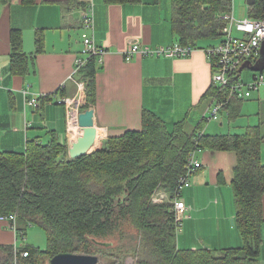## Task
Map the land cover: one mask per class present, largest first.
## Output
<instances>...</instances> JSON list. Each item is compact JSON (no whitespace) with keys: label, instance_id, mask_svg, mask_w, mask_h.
Returning a JSON list of instances; mask_svg holds the SVG:
<instances>
[{"label":"crops","instance_id":"crops-1","mask_svg":"<svg viewBox=\"0 0 264 264\" xmlns=\"http://www.w3.org/2000/svg\"><path fill=\"white\" fill-rule=\"evenodd\" d=\"M88 4L94 10L93 29L84 27L82 22ZM246 5L238 15L233 7L231 11L237 18L247 17L248 0ZM14 29L21 32L22 51L27 57L25 75L12 70ZM38 34L40 51L36 44ZM86 37H93L98 45L108 49L103 61L95 59L87 70L96 82V101L90 106L95 109L98 132L95 149L105 147L109 139L129 130H141L146 110L164 120L169 130L184 121L188 134L197 128L208 135L243 134L251 126H260L264 136V89L250 98L231 102L220 120L204 122L211 102V96L206 95L212 86L213 68L203 48L212 42L195 44L196 49L187 57L136 55L130 61L125 59L124 52L135 40L151 46L179 41L172 27L171 0L124 4L105 0H77V4L71 0H11L0 14V152H26L32 141H57L67 146L70 157L72 143L66 132V109L47 96L55 92L73 96L78 91L79 81L85 79L83 73L74 71ZM245 69V81L257 72L264 74V70L247 66ZM33 97H40L39 106L28 104ZM198 158L202 166L181 194L189 216L177 233L178 248L219 253L225 248L243 246L233 189L237 154L205 149L198 151ZM261 158L264 163V142ZM33 226L18 220V228L26 232V238ZM262 228L258 264H264V224ZM21 243L11 223L0 220V245H11L16 251Z\"/></svg>","mask_w":264,"mask_h":264},{"label":"trees","instance_id":"trees-1","mask_svg":"<svg viewBox=\"0 0 264 264\" xmlns=\"http://www.w3.org/2000/svg\"><path fill=\"white\" fill-rule=\"evenodd\" d=\"M105 1L124 4L141 0ZM10 2L0 0V14ZM71 3L77 4V0ZM171 6L178 42L215 44L226 23L221 15L231 11L233 0H171ZM249 7L250 17L264 18V0H255ZM40 43L38 34L37 51ZM12 44V70L25 75L27 57L19 30L12 31ZM94 61L79 71L86 80L83 108L87 109L96 101L94 75L87 71ZM215 90L212 84L206 96ZM184 123L169 130L164 120L146 110L141 130L113 137L105 147L75 159L68 157L67 146L57 141H32L26 152H0V215L17 213L20 222L42 227L48 240L46 250L26 244L23 249L29 251L27 257L16 254L11 245H0V264H41L45 256L51 259L65 252L97 255L113 245L107 240L112 232L120 229L118 237L122 238L128 228L133 231L132 241L115 248L133 255L136 264H258L264 224V136L260 126H251L243 134L199 136L201 128L188 134ZM196 147L237 154L233 189L243 246L219 253L179 249L173 203L152 201L160 187L171 198L175 196L187 157Z\"/></svg>","mask_w":264,"mask_h":264},{"label":"built area","instance_id":"built-area-1","mask_svg":"<svg viewBox=\"0 0 264 264\" xmlns=\"http://www.w3.org/2000/svg\"><path fill=\"white\" fill-rule=\"evenodd\" d=\"M226 21L222 30V39L215 44L204 47L207 58L212 65V84L215 86V93L211 96L208 111V120H219L227 106L236 100L252 97L253 93L264 89V74L257 72L251 81H245L242 77L241 68L247 61H255L260 55V49L264 42V18L244 17L237 18L232 11L221 15ZM82 22L88 29L94 28V10L88 4L82 13ZM196 45L182 44L176 42L168 46H151L142 44L135 40L130 48L124 52L126 60H132L136 55H152L168 57H187L193 53ZM108 49L96 43L93 37H86L83 42L81 55L76 59L74 73L85 67L92 59L103 61ZM50 99L57 104L63 105L66 109V132L71 143L75 142L83 133L80 126V114L83 106L87 102V88L84 80L79 81L78 91L73 96H62L58 92L49 95ZM28 104L35 107L40 104V97H33ZM72 133L78 136L72 139ZM203 130L199 131V136L203 135ZM202 149L196 147L192 150L186 160L185 173L179 178L175 190V196L171 195L162 187L156 189L152 195L154 203L171 201L174 207L175 222L177 229L182 226L183 221L189 216V207L181 199L182 192L191 185V179L196 170L202 166L198 158V151ZM1 221L11 223L20 241L16 248V254L29 256V251L23 249L26 246L27 234L18 228L19 216L17 213L1 214ZM32 223H28L31 226Z\"/></svg>","mask_w":264,"mask_h":264},{"label":"water","instance_id":"water-1","mask_svg":"<svg viewBox=\"0 0 264 264\" xmlns=\"http://www.w3.org/2000/svg\"><path fill=\"white\" fill-rule=\"evenodd\" d=\"M255 0H248V3H254ZM250 67L253 70H264V42L260 49V56L258 60L253 63L247 61L243 64L241 71L245 67ZM80 126L83 128V133L78 139L70 146L69 155L70 158L75 159L81 157L87 153H90L92 147L96 143L97 128L95 125V109L88 108L80 114ZM232 223L235 224V220L232 219ZM100 257L95 254H75L71 252L58 253L51 259V264H98Z\"/></svg>","mask_w":264,"mask_h":264},{"label":"rangeland","instance_id":"rangeland-1","mask_svg":"<svg viewBox=\"0 0 264 264\" xmlns=\"http://www.w3.org/2000/svg\"><path fill=\"white\" fill-rule=\"evenodd\" d=\"M233 4H234L233 8L236 9L235 10L236 15H238L244 11L245 5L247 4V0H233ZM199 43H200V45L206 44L205 42H203V43L199 42ZM247 72H248V69L243 70L242 77L245 76ZM251 80H249V81H251ZM208 121L210 122V121H214V120H208L206 118L204 122H208ZM185 130H186V127H185ZM94 150H95V147L93 150L90 151V153L93 152ZM191 184H192V179H191ZM180 228H181V226L178 228V231ZM124 230H127L128 234H126L122 238L118 237L119 232L121 231L120 229H116L114 232H112L113 236L108 237V239H107V240H109L108 242H111L113 245L111 247L104 248V250H102L100 252H97L98 253L97 255L100 257L98 264H136L137 260L133 255H130V254L125 255L124 253L119 252L118 248H115V247H117V245L126 244L128 246V244L132 241V236H131L133 233L132 229L128 228V229H124ZM28 233H29L28 234L29 237L25 240V241H27V244L29 242H31L33 245L40 247L42 250L47 249V246H48L47 233L42 227L34 225L32 228H29ZM115 253H117L118 256H115L114 255ZM110 255L115 256V257H112ZM48 261H49V259L45 258V259L41 260V264H49ZM15 263H17L16 259H15Z\"/></svg>","mask_w":264,"mask_h":264},{"label":"bare ground","instance_id":"bare-ground-1","mask_svg":"<svg viewBox=\"0 0 264 264\" xmlns=\"http://www.w3.org/2000/svg\"><path fill=\"white\" fill-rule=\"evenodd\" d=\"M77 134L76 133H72V139H76L77 138ZM94 149V146L92 147V150Z\"/></svg>","mask_w":264,"mask_h":264}]
</instances>
